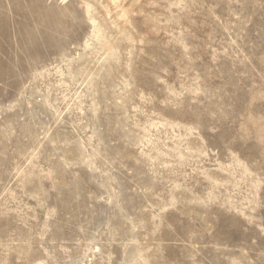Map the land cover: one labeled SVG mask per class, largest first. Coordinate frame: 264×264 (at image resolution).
I'll use <instances>...</instances> for the list:
<instances>
[{
    "label": "rangeland",
    "instance_id": "obj_1",
    "mask_svg": "<svg viewBox=\"0 0 264 264\" xmlns=\"http://www.w3.org/2000/svg\"><path fill=\"white\" fill-rule=\"evenodd\" d=\"M0 264H264V0H0Z\"/></svg>",
    "mask_w": 264,
    "mask_h": 264
}]
</instances>
